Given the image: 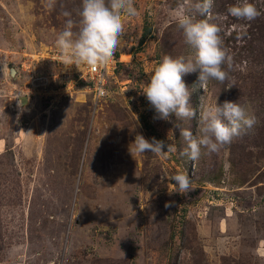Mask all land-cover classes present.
<instances>
[{
  "label": "rangeland",
  "instance_id": "obj_1",
  "mask_svg": "<svg viewBox=\"0 0 264 264\" xmlns=\"http://www.w3.org/2000/svg\"><path fill=\"white\" fill-rule=\"evenodd\" d=\"M250 2L261 15L246 21L227 14L236 0H214L225 82L205 93L199 69L183 79L193 108L241 99L257 122L194 162L176 125L195 134L196 119H159L143 94L164 56L194 55L174 18L184 0H134L96 104L52 58L82 0H0V264H264V0ZM137 134L177 151L132 154ZM178 172L193 180L183 193Z\"/></svg>",
  "mask_w": 264,
  "mask_h": 264
},
{
  "label": "clouds",
  "instance_id": "obj_2",
  "mask_svg": "<svg viewBox=\"0 0 264 264\" xmlns=\"http://www.w3.org/2000/svg\"><path fill=\"white\" fill-rule=\"evenodd\" d=\"M54 2L48 0V6L53 7ZM213 4L214 0H203L195 5L191 0H184V4L177 8L174 16L177 27L182 31L184 42L194 50V55L176 58L164 56L143 89V94L156 110L157 118L169 120L175 114L178 121L196 119L195 134L179 123L176 125L187 145L182 155L194 162L204 154L218 152L257 122L247 105L240 102L241 99L238 102L225 101L220 106L217 100L209 103L202 96L198 110L189 103L191 91L184 76L199 69L200 87L207 93L209 82H225L229 76L228 70L233 66L231 50L225 47L221 35L223 29L220 22L225 17L213 13ZM197 13L205 18L197 19ZM64 14L70 15L67 12ZM137 14L134 0H82L78 31L73 30V21L69 20L56 40L63 61L78 69L81 65L92 68L105 66L119 45L124 31L123 18ZM227 14L238 20L252 21L261 12L250 0H236L227 8ZM225 64L228 70H225ZM164 147L163 141L153 138L149 142L143 135L137 134L130 151L132 154L147 151L156 155L177 151L174 144L167 145V152L163 151ZM171 180L176 182L171 185L180 193L187 191L193 183L187 172H178L172 175Z\"/></svg>",
  "mask_w": 264,
  "mask_h": 264
},
{
  "label": "built area",
  "instance_id": "obj_3",
  "mask_svg": "<svg viewBox=\"0 0 264 264\" xmlns=\"http://www.w3.org/2000/svg\"><path fill=\"white\" fill-rule=\"evenodd\" d=\"M52 58L59 66L58 69L63 71V74H77L76 79L85 83L93 103H100L111 97L110 85L115 80L118 67L121 65V61L115 53L109 63L95 68L81 65L78 69L75 65L65 64L60 52Z\"/></svg>",
  "mask_w": 264,
  "mask_h": 264
}]
</instances>
